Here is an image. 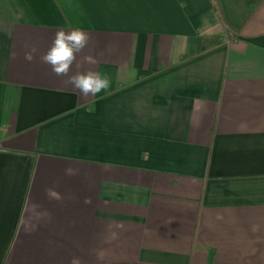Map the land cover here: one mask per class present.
<instances>
[{"label": "crops", "instance_id": "crops-1", "mask_svg": "<svg viewBox=\"0 0 264 264\" xmlns=\"http://www.w3.org/2000/svg\"><path fill=\"white\" fill-rule=\"evenodd\" d=\"M74 259L264 264V0H0V264Z\"/></svg>", "mask_w": 264, "mask_h": 264}, {"label": "clouds", "instance_id": "clouds-1", "mask_svg": "<svg viewBox=\"0 0 264 264\" xmlns=\"http://www.w3.org/2000/svg\"><path fill=\"white\" fill-rule=\"evenodd\" d=\"M90 38V34L79 27L70 31L60 29L56 31L49 49L40 57L41 62L49 65L56 76L66 77L63 83L77 90L83 99L107 92L112 83L110 75L106 72L101 73L91 69L72 72V66L77 61V54L87 47ZM34 52H36L35 48L25 54V59L32 61ZM90 63L95 61L90 60ZM76 67L79 69L80 65L76 64ZM72 264H79V262L74 259Z\"/></svg>", "mask_w": 264, "mask_h": 264}]
</instances>
